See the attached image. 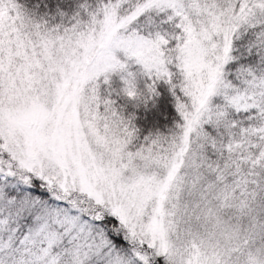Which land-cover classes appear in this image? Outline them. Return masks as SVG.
Segmentation results:
<instances>
[{
    "label": "snow or ice",
    "instance_id": "1",
    "mask_svg": "<svg viewBox=\"0 0 264 264\" xmlns=\"http://www.w3.org/2000/svg\"><path fill=\"white\" fill-rule=\"evenodd\" d=\"M0 264H264V0H0Z\"/></svg>",
    "mask_w": 264,
    "mask_h": 264
}]
</instances>
